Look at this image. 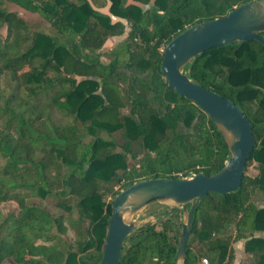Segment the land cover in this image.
Here are the masks:
<instances>
[{
    "label": "trees",
    "instance_id": "trees-1",
    "mask_svg": "<svg viewBox=\"0 0 264 264\" xmlns=\"http://www.w3.org/2000/svg\"><path fill=\"white\" fill-rule=\"evenodd\" d=\"M4 1L39 14L61 35L76 34L81 54ZM111 1V12L126 23H113L91 4L106 0H0V264H99L121 190L147 179L211 175L230 156L210 116L169 86L161 65L176 35L251 0ZM127 25L103 62L100 49ZM185 71L239 105L255 138L241 187L197 202L185 264L204 255L210 264L232 263V243L242 239L249 264H264V235H256L264 232V204L252 200L264 196V43L213 47ZM119 130L121 145L113 136ZM135 142L142 156L132 164ZM253 160L254 177L247 173ZM35 196L55 199L53 208ZM9 201L16 207L5 213ZM156 204L163 207L159 228L136 227L120 264L176 263L183 209Z\"/></svg>",
    "mask_w": 264,
    "mask_h": 264
},
{
    "label": "water",
    "instance_id": "water-1",
    "mask_svg": "<svg viewBox=\"0 0 264 264\" xmlns=\"http://www.w3.org/2000/svg\"><path fill=\"white\" fill-rule=\"evenodd\" d=\"M91 4L94 9L109 15L113 23L127 22L125 18L111 12V0H107L104 7H97L93 2ZM127 4L142 6L136 0H127ZM262 33L264 0H251L234 7L224 16L188 27L165 45L161 69L169 86L191 98L210 116L227 141L230 156L225 165L211 175L200 172L184 178H153L121 190L113 200V211L99 264H120L127 237L138 227L135 221L127 219L156 203H172L183 209L182 233L175 264H185L197 202L210 192L224 194L241 187L247 161L255 148L252 124L239 105L191 79L185 67L197 55L216 46L248 40L264 43ZM150 222L145 221L142 225Z\"/></svg>",
    "mask_w": 264,
    "mask_h": 264
},
{
    "label": "rangeland",
    "instance_id": "rangeland-1",
    "mask_svg": "<svg viewBox=\"0 0 264 264\" xmlns=\"http://www.w3.org/2000/svg\"><path fill=\"white\" fill-rule=\"evenodd\" d=\"M7 6L10 9L16 10L19 12V14L21 16H23L30 24H32V26L35 29H39L42 31H45L51 35H56L58 37V40L66 43L67 45H69V47L75 51L77 54H81V52L78 49V42H77V36L76 34L73 35H61L59 34L54 27L47 21L45 20L42 16H40L37 13H33L30 11H27L23 8H21L20 6L11 3V2H6L4 1ZM107 4V0L105 2L104 5L98 6V7H104ZM128 25L126 27V31L124 34L120 35V36H114L113 38H111L110 41H108L101 49H100V53H101V59L103 62H108L110 60V55H109V51L111 50V48L119 41L123 40L128 32ZM125 112H128V109L124 110ZM47 126L48 124L45 123ZM114 138L116 139V141L119 143V145L123 144L125 141V138L122 135V132L116 131L113 133ZM119 149H121V147H119ZM132 152H135L137 154L136 158H130V163L132 164H137L138 163V159L142 156V150L140 149L139 144H137V142H135L133 144V146L131 147ZM129 157H131V155L129 154ZM247 173L249 175H251L252 177L256 176L258 174V168H257V162L255 160H253L250 165L248 166L247 169ZM119 186L115 185L113 186V190L118 189ZM105 199L106 201H111L112 200V194L111 192H107L105 193ZM252 200L254 202H256L258 205H262L264 204V196L262 195V193H256L254 195H252ZM33 201L38 203V204H42L45 206H49L50 208H53L52 206H54L55 204V199L53 198H47L46 200L41 199L40 197L35 196L33 198ZM16 202L15 201H9L7 203H5V207H4V211L5 213L12 211L15 209L16 207ZM170 206H173V204H167ZM163 213V207H161V205H157V204H152L150 206H147L139 211H137L133 216H130L127 220L128 221H135L137 226L142 225L143 223H145V221H151L152 223L157 224V227L159 228V220L161 217V214ZM163 218V217H162ZM183 219H184V213H183ZM256 235H264V232H258L256 233ZM67 236L71 239V240H75L77 238V235L75 233V231H73L72 229H69L67 232ZM244 243H245V239L239 240V241H234L232 243L234 250H235V254H234V259L231 262H229L228 264H249L250 262V254L247 253L244 249ZM208 257L202 256L199 264H205L204 263V259ZM5 264H14L12 261H8L5 262ZM208 264H210V261L208 259Z\"/></svg>",
    "mask_w": 264,
    "mask_h": 264
},
{
    "label": "built area",
    "instance_id": "built-area-1",
    "mask_svg": "<svg viewBox=\"0 0 264 264\" xmlns=\"http://www.w3.org/2000/svg\"><path fill=\"white\" fill-rule=\"evenodd\" d=\"M194 174H195V173H193L192 175H194ZM192 175H191V176H192ZM204 263H205V264H208V259H207V258L204 259Z\"/></svg>",
    "mask_w": 264,
    "mask_h": 264
}]
</instances>
